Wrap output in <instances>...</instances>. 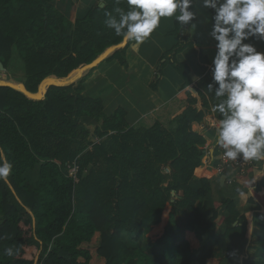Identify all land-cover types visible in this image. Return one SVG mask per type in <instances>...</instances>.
Instances as JSON below:
<instances>
[{
  "label": "trees",
  "instance_id": "1",
  "mask_svg": "<svg viewBox=\"0 0 264 264\" xmlns=\"http://www.w3.org/2000/svg\"><path fill=\"white\" fill-rule=\"evenodd\" d=\"M197 1L190 8L196 14L192 22L175 21L168 36L179 42L150 85L158 92L170 65L184 81L180 92L130 126L122 107L108 116L99 96H84V84L97 67L83 72L105 54L103 62L118 61L128 69L126 52L133 41L122 45V37L104 23L105 13L118 18L115 8L127 11V0H97L75 23L55 8V0H0V62L7 71L17 47L27 71L22 85L0 79V152L13 163L8 182L0 181V264H90V253L80 246L91 243L95 233L101 234L97 255L106 264H223L214 249L233 253L237 245L229 240L254 236L253 212L242 215L232 199H223L208 216V179L201 178L197 191L191 186L206 145L192 125L205 118L209 100L192 86L191 69L178 55L191 52L218 87L202 44L186 36L197 20ZM47 82L40 100L24 93L37 96ZM87 118L100 128L93 131ZM75 162L79 182L70 176ZM242 180L250 186L248 177ZM247 203L264 215V187L250 189ZM222 207L231 217H219ZM221 224L227 226L223 234ZM145 231L152 232V243L143 250ZM124 234L132 236L131 244ZM6 247L17 248V254L6 256ZM242 264L264 261L247 258Z\"/></svg>",
  "mask_w": 264,
  "mask_h": 264
},
{
  "label": "crops",
  "instance_id": "2",
  "mask_svg": "<svg viewBox=\"0 0 264 264\" xmlns=\"http://www.w3.org/2000/svg\"><path fill=\"white\" fill-rule=\"evenodd\" d=\"M95 4L96 0H55L54 6L66 18L75 23L84 19ZM195 8L197 20L187 31L186 36L189 40L198 41L202 44L205 55L210 63L214 65L213 60L217 52L216 44L218 42L211 36L214 24L212 13L210 8L203 6V0L197 1ZM174 24V17L162 18L160 26L136 50L132 48L133 41L126 52L128 69L121 66L118 61H114L105 64L101 69L95 70L85 83V96H99L103 103L104 112L108 116H112L117 109L122 107L127 113L126 121L130 126L140 123L149 114L158 111L166 102L180 92L184 84L179 74L170 65H167L162 71L159 91L154 92L150 88L163 57L179 42L177 37L168 36L174 30ZM245 43L252 44L259 52L264 53V39L252 37L246 40ZM177 59L190 67L192 86L199 88L209 100V108L205 110L207 113L205 118L201 122L192 125L193 131L201 134L200 125L202 123L210 122L218 126L219 119H217L213 111V105L217 102L215 89L213 88V91L209 92L208 85L211 82H208L210 80L201 71L197 59L191 52L186 51L178 55ZM13 69L20 76L19 78L12 75ZM25 70L26 64L21 59L16 47L13 51L9 71L7 70L8 80L16 85L24 84L27 80V76L25 75V78L23 76ZM203 109L205 108H198L199 111ZM85 121L95 129L96 120L87 118ZM204 137L207 140L205 159H203V166L197 171L192 180L191 186L197 191L201 187V178L205 177L208 179L211 186V192L208 196L210 201L208 216H210L215 202L223 199H232L235 211L242 215L253 212L254 219L258 225L254 227V236L251 239L234 238L229 240L237 245L235 252L226 253L214 249V255L217 258H222L223 264H242V261L247 258L253 260L262 259L264 261V243L260 242V239L264 237V215L259 212L258 205L247 203L250 189L261 191L264 187V176L256 179L260 173H264V160H255V164L242 177L237 174L236 170L228 169L224 175H219L217 173V163L220 160L221 148L216 144V130L214 128L208 129L204 132ZM235 172L237 175H234ZM32 174L34 178H37L39 169L37 168ZM87 175L88 171L85 172V176ZM243 177L249 178V187L244 186ZM219 217L227 219L231 217V213L222 207L219 210ZM226 228L225 224H221L218 227V233H225ZM141 241L142 249H147L152 243V232L148 233L145 231ZM100 244L101 234L95 233L91 243H84L80 246L81 250L90 253L92 258L90 264H106L97 255ZM82 261L84 262V260Z\"/></svg>",
  "mask_w": 264,
  "mask_h": 264
},
{
  "label": "clouds",
  "instance_id": "3",
  "mask_svg": "<svg viewBox=\"0 0 264 264\" xmlns=\"http://www.w3.org/2000/svg\"><path fill=\"white\" fill-rule=\"evenodd\" d=\"M127 5V11L115 8L118 18L105 13L104 23L124 43L134 41L133 50L154 33L162 18L174 17L181 26L196 18L190 10L193 0H127ZM203 6L215 11L211 36L218 42L212 78L220 102L213 111L222 119L216 144L226 159L264 160V53L245 43L252 37L264 39V0H203ZM213 87L208 85L209 92ZM12 173L13 163L0 152V181L7 183ZM17 252L14 247L4 249L8 257Z\"/></svg>",
  "mask_w": 264,
  "mask_h": 264
},
{
  "label": "rangeland",
  "instance_id": "4",
  "mask_svg": "<svg viewBox=\"0 0 264 264\" xmlns=\"http://www.w3.org/2000/svg\"><path fill=\"white\" fill-rule=\"evenodd\" d=\"M96 3H97V0H96ZM16 47H14L13 48V51H14V49H15ZM18 51V50H17ZM106 55V54H105ZM12 57H13V54H12ZM12 60V59H11ZM105 64H108L107 62H103V63H100L98 66H96L97 67V69H101ZM8 71H9V68H8ZM95 71H93L92 72V74H91V76L93 75V73H94ZM27 71L25 70V72L23 73V76H24V78H25V75L27 76ZM79 74V72L78 73H76V74H74V77L75 76H77ZM6 75H7V71H6ZM12 75L13 76H15V77H17V78H19L20 76L19 75H17V73H15V71H14V69H13V72H12ZM90 76V77H91ZM7 77H8V75H7ZM89 77V78H90ZM88 78V79H89ZM87 79V80H88ZM86 80V81H87ZM208 82H211V81H208ZM86 83V82H85ZM211 84H213L212 82H211ZM84 86H85V84H84ZM213 86H214V84H213ZM214 89H215V86L213 87ZM41 90H42V88H41ZM84 96H85V90H84ZM97 96V95H96ZM96 96H87V97H91V98H95ZM86 97V96H85ZM101 99V98H100ZM86 120V119H85ZM85 124L86 125H88L87 123H86V121H85ZM100 126H101V124L100 123H98L97 122V124L95 125V129H93V131H96V130H98L99 128H100ZM217 125L216 124H212V123H210V122H206V123H202V127H201V125H200V133L201 134H198V135H200L201 137H203L205 140H206V138L204 137V132H206L208 129H210V128H214L215 130L217 129ZM196 133V132H195ZM101 140H99V139H96V142H100ZM206 145H207V140H206ZM206 145L204 146V150L206 151ZM222 150L223 149H221V156H220V160H219V163H217V173L220 175H224V173L226 172V170L227 169H225V171L223 172V173H221V171H222V169L224 168V164H223V158H224V156H223V152H222ZM203 159H205V153H204V156L202 157V164H203ZM255 164V163H254ZM253 164V165H254ZM252 165V166H253ZM252 166H250V167H252ZM249 167V168H250ZM69 168H71V167H69ZM249 168H247V169H243V170H241V169H237V168H234V167H229L228 168V170H236V172H237V174L239 175V176H243L244 175V173H246L247 171H248V169ZM70 171V170H69ZM87 171V170H86ZM85 171V172H86ZM236 172L234 173V175H237L236 174ZM199 173V172H198ZM197 174V173H196ZM77 182H79V179H78V176H77V180H76ZM230 182H232V180H230ZM2 219H3V217L0 215V225H1V223H2ZM132 236L131 235H128V234H124V240L128 243V244H131V242H132V238H131ZM142 240V239H141ZM240 256H244V255H240Z\"/></svg>",
  "mask_w": 264,
  "mask_h": 264
},
{
  "label": "built area",
  "instance_id": "5",
  "mask_svg": "<svg viewBox=\"0 0 264 264\" xmlns=\"http://www.w3.org/2000/svg\"><path fill=\"white\" fill-rule=\"evenodd\" d=\"M201 127H202V124H201ZM222 152H224V150H222ZM223 161H224L223 162L224 168L222 169L221 173H223L225 169H228L229 167H234V168L243 170V169L249 168L255 163V160L244 161L242 158L237 159L235 161L223 158ZM78 172H79V166L75 162L70 168V176L73 177L75 180H77Z\"/></svg>",
  "mask_w": 264,
  "mask_h": 264
},
{
  "label": "water",
  "instance_id": "6",
  "mask_svg": "<svg viewBox=\"0 0 264 264\" xmlns=\"http://www.w3.org/2000/svg\"><path fill=\"white\" fill-rule=\"evenodd\" d=\"M125 44H127V43H124V42H123L122 45H125ZM105 56H106V55L100 57L99 59L95 60V61H94L92 64H90L89 66L85 67V68L83 69V72H85V71L88 70V69H92V68H95L96 66H98L100 63L103 62ZM0 79H1V80H4V81L8 80V77H7V75H6V69H5L4 65L2 64V62H0ZM49 83H50V82H47V83H45V84L43 85L41 93H40L39 95H37V96H35V95H31V94H29V93L26 92V91H24V93H25V94L27 95V97L30 98V99L40 100V99L43 98V95L46 93V89H47V86H48Z\"/></svg>",
  "mask_w": 264,
  "mask_h": 264
}]
</instances>
